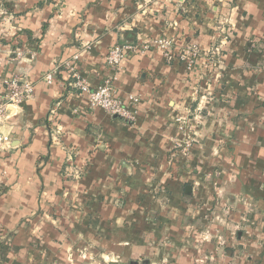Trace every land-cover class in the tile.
<instances>
[{
    "label": "crops",
    "instance_id": "0c3cea01",
    "mask_svg": "<svg viewBox=\"0 0 264 264\" xmlns=\"http://www.w3.org/2000/svg\"><path fill=\"white\" fill-rule=\"evenodd\" d=\"M0 23L1 76L35 86L0 127V264H264V0H0ZM160 38L195 66L106 63ZM68 64L135 123L91 108Z\"/></svg>",
    "mask_w": 264,
    "mask_h": 264
},
{
    "label": "built area",
    "instance_id": "2783aa9c",
    "mask_svg": "<svg viewBox=\"0 0 264 264\" xmlns=\"http://www.w3.org/2000/svg\"><path fill=\"white\" fill-rule=\"evenodd\" d=\"M4 15V13H2ZM1 28V23H0ZM159 51L162 53L166 61L171 62L175 58H179L191 70L196 60L201 56L200 49L193 45L186 49L178 51L175 41L170 38H160L156 40H145L139 44H128L118 46L110 50L106 57V63L114 69H121L125 59L131 53H139L146 55L151 51ZM22 51L16 52L15 59L22 58ZM72 78L74 79L73 87L78 94L84 96L91 108L100 109L110 115L129 124L136 121V111L131 109L118 97L113 85L108 81L103 86L92 88L89 82L78 72L72 64L67 65ZM47 83L54 81V74H48L45 77ZM35 95V86L26 77L22 75H13L10 78H3L0 74V127H2L13 115L22 109V107L30 102ZM130 102L133 107H137L140 102L138 97H131ZM177 122L181 125L180 129L184 135L181 142H177L176 148L182 150L183 153L190 152L194 147V139L191 134L194 131L193 124L185 117H178ZM61 129L59 128L54 134L53 141L60 138ZM11 139L8 135L0 131V151L10 147Z\"/></svg>",
    "mask_w": 264,
    "mask_h": 264
},
{
    "label": "rangeland",
    "instance_id": "374dc122",
    "mask_svg": "<svg viewBox=\"0 0 264 264\" xmlns=\"http://www.w3.org/2000/svg\"><path fill=\"white\" fill-rule=\"evenodd\" d=\"M219 240H222V239H219Z\"/></svg>",
    "mask_w": 264,
    "mask_h": 264
}]
</instances>
